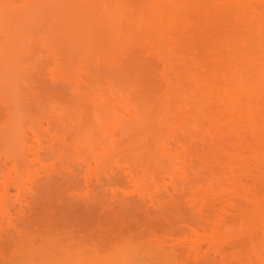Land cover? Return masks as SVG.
<instances>
[{"label": "rangeland", "instance_id": "obj_1", "mask_svg": "<svg viewBox=\"0 0 264 264\" xmlns=\"http://www.w3.org/2000/svg\"><path fill=\"white\" fill-rule=\"evenodd\" d=\"M0 264H264V0H0Z\"/></svg>", "mask_w": 264, "mask_h": 264}]
</instances>
